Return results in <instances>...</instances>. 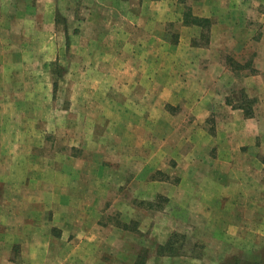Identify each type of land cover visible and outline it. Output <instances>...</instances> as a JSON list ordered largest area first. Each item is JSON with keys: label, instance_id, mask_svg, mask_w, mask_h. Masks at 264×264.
Instances as JSON below:
<instances>
[{"label": "crops", "instance_id": "crops-1", "mask_svg": "<svg viewBox=\"0 0 264 264\" xmlns=\"http://www.w3.org/2000/svg\"><path fill=\"white\" fill-rule=\"evenodd\" d=\"M183 1L121 0L114 2L118 16L110 2L93 9V22L97 18L103 25L109 11L111 27L118 20L136 26L143 39L127 43L132 57L123 73L115 70L106 95L96 59L101 49L116 55L112 38L114 44L117 38L81 36L80 74L86 73L88 56L94 77L88 88L78 85L76 105L82 113L74 115L73 98H60L70 88L63 86L68 70L59 54L52 56L47 45L46 52L36 48L39 41H53L38 37L37 15L46 9L53 27L59 3L29 4L22 12L0 0V264H223L233 257L264 258V0H190L189 9ZM27 14L35 19L24 20ZM172 24L179 28L173 40L166 30ZM170 42L167 55L163 45ZM170 57L171 86L152 83L149 68ZM166 66L158 64V76ZM235 90L245 100L232 98ZM102 103L110 105L109 126L104 136L90 137L86 111L99 110ZM179 106L184 109L177 116L165 109ZM151 108L162 109L163 122L168 115L170 121L189 124V149L174 153L187 164L189 176L179 184L158 181L159 195L186 208L195 239L188 253L167 252V237L152 247L136 243L146 215L135 210L133 199H126L129 214L117 223L103 219L121 212L106 215L97 206L107 198L98 173L105 167L100 154L106 143L110 157L120 161L112 166L154 163L144 125ZM139 150L140 160L135 158ZM203 169L204 178L194 174ZM144 182L141 197L147 200L150 181Z\"/></svg>", "mask_w": 264, "mask_h": 264}, {"label": "rangeland", "instance_id": "rangeland-1", "mask_svg": "<svg viewBox=\"0 0 264 264\" xmlns=\"http://www.w3.org/2000/svg\"><path fill=\"white\" fill-rule=\"evenodd\" d=\"M5 1L11 2L12 5L15 4L17 6H20V11L22 12L23 10H25L26 5L36 4L42 5L44 6V8H46L45 6H47L51 2V0ZM95 1H97L98 3ZM120 1L121 0H57L60 7L58 8L59 11L56 14V20L53 27L50 26V21L46 9L40 12L36 17V31L38 37H52L53 39L51 43H42L41 41H39L36 44V48L39 51L42 50L43 52H46L47 48L45 46L47 45L48 47L50 46V48H52V56L53 52L55 56L59 54V60L61 64L64 65L66 72L68 70V74L66 73L65 79L63 81V86L70 88L69 92L61 91L60 98H65V96L67 95L73 98V102H75V105L72 106L71 112L74 115L82 113L79 107L76 105V93L78 85L85 83L88 88V86L91 85L94 77V74L92 73L93 71L90 70L91 67H93V60L89 59L88 56L85 57L86 73L80 74L82 67L81 59L84 56V53L79 51V48H85L84 42L81 41V36L89 34L92 36L95 35L98 38H106L104 40L109 42L110 40L108 39V35L117 38L116 44H114L115 38H112V48L114 47V45L117 46L116 55L113 51L111 52L110 50L101 49V51L98 50L100 58L96 59L95 66L102 68V75L98 74V76L102 78L101 82L103 84V91L106 93V95L110 93L109 86L111 81L114 79L113 75H115V70L118 69L117 73L119 72V74L123 73L127 65V60L131 59L132 57L130 52L131 47L127 48V43H129V40L132 38H142V34H140V32L136 29V26L134 28L118 20V23L116 22L117 25L111 27L109 24V16L111 15V12L109 11H106L108 12V19H106V22H104L103 25L100 24L97 18L95 22L98 25L96 26L95 22H93V9L95 10V8L97 6H100L101 3L110 2L111 5L115 6L116 4H119ZM170 1L175 3V0ZM54 2L56 3V0H54ZM114 2L116 3L115 5ZM183 3L185 4V6H187V9H189V6L191 5L190 0H184ZM120 12L121 10L117 6V11L113 13L117 14L118 16ZM22 18L30 22V20L33 21L35 19V16H29L27 14L22 15ZM166 30L167 33L170 34L171 40H173L175 38L176 32L179 31V28L173 26L172 24L171 26H167ZM27 32H29L28 28ZM106 45L108 46L109 43L107 42ZM169 45L174 44L170 42L166 44V47H164L163 45V48L167 55H169L168 53L172 52L171 50H169ZM86 50H88L87 46ZM91 55L92 54L90 53V56ZM155 56L150 59L149 64H152L154 62L153 59L155 58ZM172 61V57L163 60H155V63H157V65H154L155 67L149 68V80H151L152 83L158 82V80L163 81L166 86H171V83L174 81V79L173 75L170 74L171 71L169 70L168 64ZM159 63L163 65L167 64V66L165 67V73L162 76H158ZM86 94L87 96L93 95L92 92L88 91L86 92ZM242 94L245 93L243 92ZM239 96L240 93L237 92V90H235L231 95V97L234 99H239ZM241 97L245 100L244 95H241L240 98ZM174 98L178 99L176 96H174ZM172 108L166 107L165 109L169 113L170 111L176 112L175 116L179 115V111L181 112L184 109L180 106L177 107L178 110H172ZM86 114L90 116V119H87L86 121V127L90 129V133H94L88 136L92 137L93 135H98L100 133H102V135L104 136V133L107 131V127L109 126L108 117L110 115V105L109 107H106L102 103L99 107V110L98 108L94 110L90 109L89 111H86ZM99 114H102V130V127L98 129L97 125ZM162 117L164 120L161 108H151L149 110V120L146 123L143 122L146 126V131L151 134L149 137V148L147 153L149 160L154 163L149 164V166H112L113 164L119 163L120 161L115 160L118 158V156L110 157V154L108 153V151L111 149L110 144L106 143L107 139H102V143H106V146L102 149L100 159L103 162V166L105 167H103L102 171L98 173L102 176L101 179H103V194H105L107 191V198H103L107 200L103 199L101 202L97 203V206H102V211L106 215L111 211L114 212V214L115 212H121L120 214L117 213V215H108V217L103 219L106 223H117L122 222L121 218H123L124 216L126 217L129 214V210H127L128 205L126 203V199H133L134 202L132 205L135 210L143 209L141 211H143V214L146 215V217L142 219L144 222V226H142L141 221L139 222L135 220V226L137 225L144 227L143 233L137 234V239L135 240L136 243L141 241L149 244V246L152 247L155 246L158 240L161 241L163 240V238L167 237V242L168 240H170V244H167V252H173L176 254L188 253L190 251L188 250V248L191 245H194L195 239H193V237L191 236V232L193 231L190 226L191 223H189L186 219V216H188L186 214V208L174 202L168 196H163L162 194L159 195L158 191L161 190V188L158 185V181H165L167 184H179L184 177L186 178L187 176H189V170L187 171V164L180 163L179 159H177L176 155L174 154L175 152H177L178 154L180 152L183 153L189 149V142L186 141L189 134V124L185 121H170L168 119V115L166 118V122H163L161 121ZM106 125L107 127L104 128V126ZM211 130L216 131V127L211 128ZM124 150L125 145L123 149H120V151L124 152ZM137 153L138 156L135 155V158L138 157V159L140 160L141 150L137 151ZM87 156L90 157L91 155ZM178 157L184 159L183 156ZM110 167L111 170L109 169ZM204 171V169L202 171L199 170L198 173L194 172V174H197L201 176V178H204ZM91 174L96 175L97 173L91 172ZM145 179L150 181V186L148 185V191L150 193L149 199L147 200L141 197V192L145 190ZM110 180H114L117 186H113L114 184L110 183ZM152 181H154L153 184ZM167 191L168 186L166 188V192ZM109 198L111 200H109ZM116 199H118L117 202ZM159 210L161 211V213H164V216L159 217V212L157 213V211ZM169 233H171V235H169L168 237ZM171 244L174 245V248L176 249L170 250V248H173L170 247L172 246ZM198 245L199 243L197 244V246ZM193 252L195 253V251ZM196 252L199 253L200 251L198 250ZM103 258L107 261V263H115L114 258H109L107 256H103ZM117 261L119 260H116V263ZM223 264H264V258L261 261H247L246 259H243L241 257H233L231 258V260H228Z\"/></svg>", "mask_w": 264, "mask_h": 264}]
</instances>
